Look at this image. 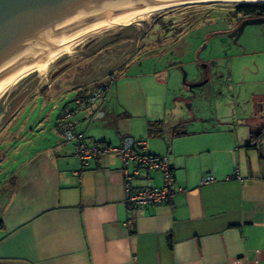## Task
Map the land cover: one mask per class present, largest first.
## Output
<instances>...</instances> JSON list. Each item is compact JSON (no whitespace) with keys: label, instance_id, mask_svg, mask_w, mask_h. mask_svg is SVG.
I'll list each match as a JSON object with an SVG mask.
<instances>
[{"label":"crops","instance_id":"0c3cea01","mask_svg":"<svg viewBox=\"0 0 264 264\" xmlns=\"http://www.w3.org/2000/svg\"><path fill=\"white\" fill-rule=\"evenodd\" d=\"M31 99L13 100V117L0 124V264H264V144L248 147L261 128L240 134L230 119L200 131L161 122L150 145V121L144 132L128 126L114 136L116 118L85 108L73 120L87 140L142 138L173 168L169 203L129 211L121 161L105 155L83 165L57 130L58 114L48 123L32 112L20 117L36 105ZM208 175L214 181L203 184ZM146 181L160 186L161 175L149 171Z\"/></svg>","mask_w":264,"mask_h":264},{"label":"rangeland","instance_id":"374dc122","mask_svg":"<svg viewBox=\"0 0 264 264\" xmlns=\"http://www.w3.org/2000/svg\"><path fill=\"white\" fill-rule=\"evenodd\" d=\"M239 4L207 2L169 7L140 14L128 25L101 27L84 35L71 45V53L59 56L45 71L30 69L16 76L0 100V121L7 111L1 124L13 117V100H28L34 93L47 91L54 96L34 97L30 101L36 105L25 108L20 117L27 119L32 112L51 122L58 114L56 106L75 107L76 90L90 93L114 74L105 97L92 105L93 110L103 108L110 113V121L118 120L117 129L109 130L114 136L128 126L144 132L147 121H160L175 129L186 123L189 129L200 131L218 129L223 119H230L232 130L240 134L256 126L264 131V23L247 25L233 43L224 33L235 26L233 13ZM128 27L148 30L138 42L146 43L145 52H139L129 65L114 73L91 79L95 59L91 49L107 37L127 35L131 32L125 29ZM123 35L119 41L125 39ZM199 61L208 66L207 72ZM203 77L208 79L206 85L188 89L187 85ZM92 124L101 126L99 121ZM143 138L151 145L154 137L147 133Z\"/></svg>","mask_w":264,"mask_h":264},{"label":"water","instance_id":"95a60500","mask_svg":"<svg viewBox=\"0 0 264 264\" xmlns=\"http://www.w3.org/2000/svg\"><path fill=\"white\" fill-rule=\"evenodd\" d=\"M207 2L247 4L264 0H0V100L20 71L103 19L147 7ZM263 23L264 16L245 18L226 37L236 43L247 25ZM207 83L204 79L187 87L193 91Z\"/></svg>","mask_w":264,"mask_h":264},{"label":"built area","instance_id":"2783aa9c","mask_svg":"<svg viewBox=\"0 0 264 264\" xmlns=\"http://www.w3.org/2000/svg\"><path fill=\"white\" fill-rule=\"evenodd\" d=\"M108 78L90 93L76 95L73 100L74 108L60 109L56 120L57 130L66 142L72 143L74 155L83 165L105 155H113L121 161L123 203L129 211L167 204L177 189L175 174L166 156L149 153L147 141L142 138L124 136L117 145H111L89 141L75 128L74 116L80 114L81 109L91 107L105 97L109 90V82L115 79V75L111 74ZM149 171L160 173L162 182L160 186L152 185L150 181L142 182L148 177ZM213 181L214 177L208 175L202 183L208 184Z\"/></svg>","mask_w":264,"mask_h":264},{"label":"flooded vegetation","instance_id":"af4514ba","mask_svg":"<svg viewBox=\"0 0 264 264\" xmlns=\"http://www.w3.org/2000/svg\"><path fill=\"white\" fill-rule=\"evenodd\" d=\"M235 18H236L235 26L231 30H228L226 33H224V35L227 36L230 32H232L240 24L242 20H244L245 18H248V15L245 16V14L243 15V14L237 13ZM125 25H128V24H125ZM125 29L131 30L132 28L128 27ZM147 34H148L147 29L145 31H143L142 29L140 32L138 30L133 29L127 35H123L122 33L121 35L115 34L111 37H107L101 40L100 42H98L91 49V52H95V59L92 62V67H91L92 75H93L91 79L96 80L98 79V77L102 76L105 73H108V72L114 73L116 69L123 68L129 65V63H131L134 60V58L139 52L140 53L142 51L145 52L146 43L143 42L142 44L139 45L138 42L139 40H143L144 36H146ZM122 35L124 36L125 39L122 41H119L118 38L121 37ZM180 38L175 40L170 45H175ZM101 45L104 46L103 50L99 49L100 48L99 46ZM101 50L102 52H100ZM184 50L186 51V48ZM183 54L184 53H182L181 55ZM199 65L203 66L205 68V72H207L208 66H204L203 62H200V61H199ZM204 79H207V77H203L201 81H203ZM81 92L82 91L80 90L79 94L77 95L87 94V92H84V93H81Z\"/></svg>","mask_w":264,"mask_h":264},{"label":"bare ground","instance_id":"6f19581e","mask_svg":"<svg viewBox=\"0 0 264 264\" xmlns=\"http://www.w3.org/2000/svg\"><path fill=\"white\" fill-rule=\"evenodd\" d=\"M183 4H171V5H163V6H155V7H147V8H142L138 10H133L130 12H127L125 14L117 15L114 17L106 18L103 19L102 21L96 23L80 35L76 36L74 39L66 43L65 45L61 46L57 50L53 52H49L46 56H44L41 60L36 62L35 64L23 69L20 71L16 76L24 75L26 74V71L30 69H34L36 71H45L59 56L63 54H69L71 53V45L76 42L77 40H80L83 38L84 35L95 31L101 27H106V26H111V25H125L129 24L131 21H133L135 18L139 17L141 14H145L147 12H156L161 9L169 8V7H175V6H181ZM16 78V77H15Z\"/></svg>","mask_w":264,"mask_h":264},{"label":"trees","instance_id":"16d2710c","mask_svg":"<svg viewBox=\"0 0 264 264\" xmlns=\"http://www.w3.org/2000/svg\"><path fill=\"white\" fill-rule=\"evenodd\" d=\"M237 13H240L243 15L244 14L248 15V17L264 16V3L263 4L262 3L239 4L236 7V11L233 14L236 15ZM99 86H100V84H98L96 87H94V89L98 88ZM81 93H84V92H81ZM160 125H161L160 121L149 122L148 128H147L148 134L149 135H160L162 132ZM178 131H180V130H178ZM178 134H180V132H178ZM263 137H264V131L263 130H259L256 133H252L248 147L254 148V149H260Z\"/></svg>","mask_w":264,"mask_h":264}]
</instances>
